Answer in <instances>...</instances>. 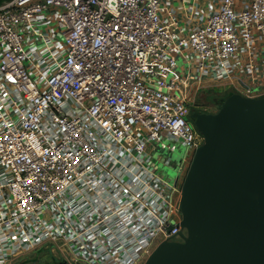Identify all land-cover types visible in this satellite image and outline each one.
I'll use <instances>...</instances> for the list:
<instances>
[{
	"label": "built area",
	"instance_id": "obj_1",
	"mask_svg": "<svg viewBox=\"0 0 264 264\" xmlns=\"http://www.w3.org/2000/svg\"><path fill=\"white\" fill-rule=\"evenodd\" d=\"M208 82L264 97V0L0 4V264L41 246L144 264L181 241L177 174Z\"/></svg>",
	"mask_w": 264,
	"mask_h": 264
},
{
	"label": "water",
	"instance_id": "obj_2",
	"mask_svg": "<svg viewBox=\"0 0 264 264\" xmlns=\"http://www.w3.org/2000/svg\"><path fill=\"white\" fill-rule=\"evenodd\" d=\"M191 117L204 141L181 185L185 233L144 264H264V97L230 93Z\"/></svg>",
	"mask_w": 264,
	"mask_h": 264
},
{
	"label": "rangeland",
	"instance_id": "obj_3",
	"mask_svg": "<svg viewBox=\"0 0 264 264\" xmlns=\"http://www.w3.org/2000/svg\"><path fill=\"white\" fill-rule=\"evenodd\" d=\"M178 71H182V67L185 65L182 58L178 59ZM187 69H185L186 71ZM229 83H203L200 87L195 86L191 92L192 99L196 100L194 112L215 113L221 106L222 101L231 93ZM193 112V113H194ZM184 149L181 148L176 153L179 157H182ZM193 154H188L185 159L182 160L178 170L177 181L179 182L178 191L174 194V202L180 204L181 199V185L187 174L189 166L191 164ZM165 170V168H162ZM166 171V170H165ZM165 173V172H164ZM167 177L169 180L174 181L175 172L173 169L167 170ZM52 257H56L58 260H62V257L58 252L53 253L52 249L48 246H41L27 256L19 255L12 264H53ZM38 260V261H37Z\"/></svg>",
	"mask_w": 264,
	"mask_h": 264
},
{
	"label": "flooded vegetation",
	"instance_id": "obj_4",
	"mask_svg": "<svg viewBox=\"0 0 264 264\" xmlns=\"http://www.w3.org/2000/svg\"><path fill=\"white\" fill-rule=\"evenodd\" d=\"M193 112H194V109L191 111L190 116H189V120H190L191 123H193V121H194V119L191 117L192 114H193ZM37 261H38V260H37ZM59 261H60V260H59ZM52 262H53V264H57L53 259H52ZM67 264H68V263H67Z\"/></svg>",
	"mask_w": 264,
	"mask_h": 264
},
{
	"label": "crops",
	"instance_id": "obj_5",
	"mask_svg": "<svg viewBox=\"0 0 264 264\" xmlns=\"http://www.w3.org/2000/svg\"><path fill=\"white\" fill-rule=\"evenodd\" d=\"M178 157V156H177ZM177 157H176V160H175V166H174V169L177 167V165L180 163V161H179V158L177 159ZM173 180H175V178L173 177ZM19 257V256H18ZM18 257H16V259L18 258ZM10 264H12V262L10 263Z\"/></svg>",
	"mask_w": 264,
	"mask_h": 264
},
{
	"label": "trees",
	"instance_id": "obj_6",
	"mask_svg": "<svg viewBox=\"0 0 264 264\" xmlns=\"http://www.w3.org/2000/svg\"><path fill=\"white\" fill-rule=\"evenodd\" d=\"M6 1H9V0H0V4L6 2ZM223 102V101H222ZM222 104V103H221Z\"/></svg>",
	"mask_w": 264,
	"mask_h": 264
}]
</instances>
